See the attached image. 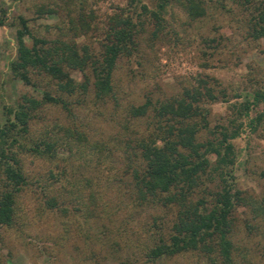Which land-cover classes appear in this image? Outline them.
<instances>
[{
  "label": "rangeland",
  "instance_id": "1",
  "mask_svg": "<svg viewBox=\"0 0 264 264\" xmlns=\"http://www.w3.org/2000/svg\"><path fill=\"white\" fill-rule=\"evenodd\" d=\"M157 2L0 0V122L4 120V108L15 107L23 94L40 100L43 91H47L61 96L68 108L42 102L30 119L29 132L33 137L46 134L58 138L56 155L48 159L21 153V167L28 184L14 200L12 223L0 225V264H139V259L130 262L126 258L133 249V230H138L140 237L145 236L152 216L168 219L172 212L148 203L130 204L124 182L128 178L124 141L132 130L144 133L148 117L129 119L126 108L146 96L163 98L203 80L216 94L215 99L202 102L209 108L208 126L199 133L204 139L220 125L238 122L239 102L250 100L254 90L264 89V34L252 38L247 30L249 18L255 12L251 6L259 0L250 3L203 0L204 12L197 17L189 16L177 0H170L159 12L162 17L159 28L140 6L145 4L152 10ZM48 7L53 11L44 10ZM38 8L43 11L38 12ZM79 12L88 22L85 30L77 28ZM116 13L130 15L140 29L135 49L130 54L120 53L111 70L115 101L94 96L89 66L82 70L64 67L76 83L88 76V89L84 93L80 89L72 93L58 90L53 77L34 67H28V82L11 72L9 62L16 54L19 15L26 18L29 28V33H22L26 45L31 44V35L59 38L74 42L77 47L86 45L91 56L99 58L100 42ZM261 110L263 101L253 105L248 114ZM70 128L80 130L85 139L78 144L67 137L71 145L67 149L63 140ZM99 142L104 146L101 150L97 149ZM232 145L233 163L223 168L232 177L229 174L224 177L243 196L232 211V240L248 249L251 264H264V213L256 215V205L262 203L264 195V117L254 128L243 124L232 138ZM207 157L203 193L210 202L221 182L214 154ZM61 168H64L62 180L54 181L48 171L53 173ZM59 183L74 190L65 193V198L69 201L72 197L80 211L75 212L70 202L67 213L47 208L44 200L56 194ZM89 192L104 204L105 213L99 211V206L94 207ZM84 207L89 209L88 214ZM122 219L126 220L127 238L115 234ZM246 222L250 223L249 230ZM103 227L105 235L100 233ZM111 241H117L119 249L111 247ZM136 252L130 255L138 256ZM152 264L209 263L184 252Z\"/></svg>",
  "mask_w": 264,
  "mask_h": 264
},
{
  "label": "trees",
  "instance_id": "2",
  "mask_svg": "<svg viewBox=\"0 0 264 264\" xmlns=\"http://www.w3.org/2000/svg\"><path fill=\"white\" fill-rule=\"evenodd\" d=\"M168 1L170 0H158L156 8L152 10L147 9L145 4H140L154 19L157 28L162 21L159 12ZM177 1L191 17L204 12L203 0ZM251 7L255 12L249 18L247 30L252 38H257L264 34V0H259ZM44 10L52 12L53 8ZM42 11V8H38V12ZM68 18L70 20L69 16ZM1 21L0 19V23ZM77 21L79 30L88 28L83 13H78ZM18 22L20 27L15 34L16 54L9 62V68L15 76L28 82V67H34L53 77L58 90L72 93L80 89V93H84L88 89V76L76 83L64 67L82 70L89 66L94 96L116 100L111 85V70L120 53L130 54L135 49L136 35L140 29L130 15L121 16L116 13L111 17L108 31L100 42L99 58H93L86 45L77 47L74 42L59 38L46 39L31 35V44L28 46L22 39L23 32L29 33L27 20L19 15ZM77 85L79 88H75ZM215 98L216 94L211 86L198 80L197 84L184 86L178 93L154 99L146 96L143 101L126 108L129 119L148 117L146 131L138 134L136 130H132L124 141L128 151L125 171L128 178L124 182L130 204L141 206L148 203L172 212L168 219H163L162 215L152 216L151 224L144 230L145 236L140 237L139 231L133 230V240H130L133 249L126 256L128 261L139 259V264H152L160 259L191 252L209 264H251L248 249L232 240V211L243 196L237 188H233L231 182H227L224 174H229V171L223 168L233 163L232 138L239 133L242 125L254 128L264 117V110L257 111L254 115L248 114L253 105L264 102V89L254 90L250 100L239 102L236 109L238 122L233 124L231 121L229 126L220 125L211 132V136L201 139L199 133L208 126L209 113V108L202 102ZM42 102L59 103L67 108L66 101L61 96L47 91H43L40 100L23 94L15 107L4 108V120L0 122V225L12 223L14 200L16 202V196L28 184L21 167V153L28 152L48 159L56 155L57 137L46 134L33 137L29 132L30 119ZM65 132L63 142L67 144V149L71 147L67 137L73 138L78 144L85 139L76 128L66 129ZM102 145L99 142L97 149L104 148ZM209 153L215 156V168L221 184L212 193L211 201L207 202L203 193V177L209 164ZM48 174L54 181L60 182L64 168L53 173L48 171ZM68 192L73 193L74 190L59 183L56 194L44 200L47 208L67 213V203L74 205L72 197L69 201L65 198V193ZM87 195L94 207L99 206V211L105 213L104 204L96 200L93 192ZM74 206L72 209L75 212L80 211L81 207ZM256 206V215L263 214L264 195L262 203L259 202ZM84 209L88 214L89 209ZM125 222L122 219L116 227L115 234L119 237L127 236ZM245 226L250 229V223L246 222ZM100 233L105 235L104 227ZM110 245L119 249L117 241H111ZM135 251L138 256L130 255Z\"/></svg>",
  "mask_w": 264,
  "mask_h": 264
}]
</instances>
